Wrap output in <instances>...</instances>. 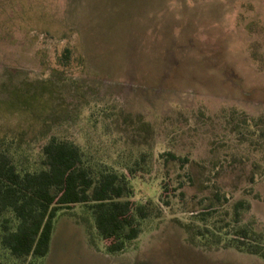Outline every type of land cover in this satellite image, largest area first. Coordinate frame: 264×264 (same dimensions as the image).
Here are the masks:
<instances>
[{"label":"rangeland","instance_id":"374dc122","mask_svg":"<svg viewBox=\"0 0 264 264\" xmlns=\"http://www.w3.org/2000/svg\"><path fill=\"white\" fill-rule=\"evenodd\" d=\"M263 114L264 0H0V139L17 166L70 140L160 210L108 253L85 205L61 209L38 264H264L225 246L239 226L264 231V175L248 179L262 149L244 122ZM3 216L15 224L7 211L0 232ZM0 262L18 260L0 246Z\"/></svg>","mask_w":264,"mask_h":264},{"label":"trees","instance_id":"16d2710c","mask_svg":"<svg viewBox=\"0 0 264 264\" xmlns=\"http://www.w3.org/2000/svg\"><path fill=\"white\" fill-rule=\"evenodd\" d=\"M70 54L71 49L64 47L58 63L66 65ZM244 122L257 132L256 141L262 149L264 161V114ZM3 144L0 139V217L8 211L15 224L11 226L9 219L3 216L0 246L18 260L16 264H38L35 259L45 256L49 250L59 210L74 204H83L91 212L94 227L105 241L104 250L108 253L123 251L126 242L140 233V221L159 214V206L152 200L136 203L131 199L132 189L125 174L94 169L85 163L80 147L70 140L51 136L41 146L36 170L19 168L6 144L1 147ZM179 159L172 152L166 153L165 161ZM260 167L259 163L252 165L248 177L250 183L258 173L264 175V168L257 170ZM221 198L220 192L214 191L205 210L209 213L215 211L213 206ZM249 206V202L243 199L235 201L232 220L238 222L240 211L249 209ZM225 246L264 258V231L239 226L233 230Z\"/></svg>","mask_w":264,"mask_h":264}]
</instances>
